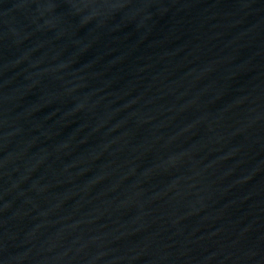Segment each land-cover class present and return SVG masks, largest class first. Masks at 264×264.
<instances>
[{
    "label": "water",
    "instance_id": "water-1",
    "mask_svg": "<svg viewBox=\"0 0 264 264\" xmlns=\"http://www.w3.org/2000/svg\"><path fill=\"white\" fill-rule=\"evenodd\" d=\"M0 264H264V0H0Z\"/></svg>",
    "mask_w": 264,
    "mask_h": 264
}]
</instances>
